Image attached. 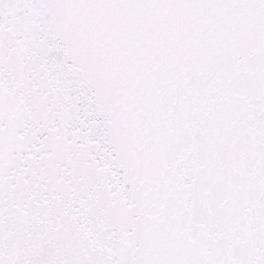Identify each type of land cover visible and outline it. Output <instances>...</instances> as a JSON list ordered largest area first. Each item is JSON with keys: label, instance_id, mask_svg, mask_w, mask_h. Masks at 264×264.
I'll return each instance as SVG.
<instances>
[{"label": "snow or ice", "instance_id": "1", "mask_svg": "<svg viewBox=\"0 0 264 264\" xmlns=\"http://www.w3.org/2000/svg\"><path fill=\"white\" fill-rule=\"evenodd\" d=\"M0 264H264V0H0Z\"/></svg>", "mask_w": 264, "mask_h": 264}]
</instances>
